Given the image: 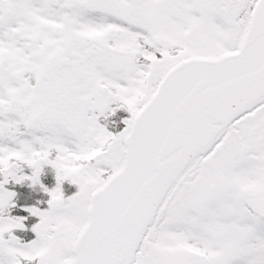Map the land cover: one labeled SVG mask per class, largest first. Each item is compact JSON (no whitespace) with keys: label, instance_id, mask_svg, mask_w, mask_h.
<instances>
[{"label":"snow or ice","instance_id":"1","mask_svg":"<svg viewBox=\"0 0 264 264\" xmlns=\"http://www.w3.org/2000/svg\"><path fill=\"white\" fill-rule=\"evenodd\" d=\"M0 264H264V0H0Z\"/></svg>","mask_w":264,"mask_h":264}]
</instances>
